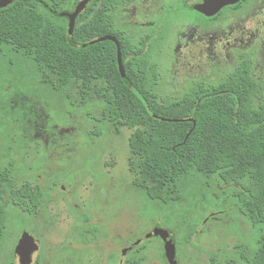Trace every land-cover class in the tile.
Listing matches in <instances>:
<instances>
[{"label": "flooded vegetation", "instance_id": "1", "mask_svg": "<svg viewBox=\"0 0 264 264\" xmlns=\"http://www.w3.org/2000/svg\"><path fill=\"white\" fill-rule=\"evenodd\" d=\"M81 1L0 0V10L39 13L61 23L67 37L77 30L79 32L77 49L82 58L94 69L110 71L94 80L97 85L116 82L128 85L132 83L131 78H128V75L132 74L131 71H141L152 77L154 72L157 100L178 99L198 85L210 86L218 83L233 70L243 67L247 69L254 86V100L264 98V0H239L235 4L222 7L214 15L208 14L211 0H89L84 9L75 16L70 28L69 15ZM181 11L188 20H183L179 24L174 23L170 27L173 19L180 20L178 13ZM164 32L173 35L174 40L171 43L161 44L160 39ZM120 68L124 71L123 76L120 74ZM162 69L170 70L169 75L173 83H163V76L159 73ZM41 82L48 84L46 81ZM167 84H171V92L163 93V85ZM186 85L191 86L185 88ZM77 94L84 101L85 96ZM94 95L101 117L94 122L92 128L101 126L103 132L94 129L92 137H102L103 140L112 135L111 132L117 134L119 128L128 127L110 122L104 113L102 96L96 92ZM40 123L42 130L38 132L47 133L43 128L48 123V116L45 115ZM70 130H73V127ZM49 132L52 138L54 129ZM53 143L46 139L45 149L35 152L32 159L34 172L37 173V170L41 169L46 175L48 169L44 170L41 163L44 158L45 166H48L50 164L48 162L52 161L48 158L55 157L46 154L49 144ZM63 146L68 150L66 144ZM100 149L98 142L95 150L89 153L90 157L93 155L95 157L93 161H89L88 167L96 164ZM56 163L59 164L54 162ZM111 164L112 162L107 161L104 163L108 166ZM90 175L97 177L101 174L91 172ZM47 176L50 181L48 172ZM44 177L46 179H43L45 183L43 187L39 183L32 187L33 189L40 187L43 191L39 206L33 207L34 210L30 214L35 219L37 212L43 207V197L50 195L45 194V187L53 189L59 186L56 181L49 182L47 177ZM131 184L136 188L133 179ZM223 184L225 188H220L222 196H232L238 202V195L235 192L238 189L242 190V185ZM64 190L65 187H61V192ZM64 199L70 203V199L67 197ZM108 205L111 209L112 205ZM71 207L79 211L78 207L74 205ZM87 212L89 211H86V214ZM236 212L234 220L237 225L232 227L238 232H225L228 225L216 223L209 225L210 227L199 225L190 232L181 248L175 238L176 264H247L251 258L255 262L259 224L252 225L245 218L239 202ZM226 213L224 210L211 211L209 218L219 222L220 217ZM240 216L243 217L245 224L249 225H242L239 221ZM66 224L70 225L67 229L69 242L63 245V264H170L165 256L162 239L153 235L157 227L162 228L159 225L117 226L114 223L90 220H77ZM213 226H216L218 231L211 233ZM153 240L158 242L154 243Z\"/></svg>", "mask_w": 264, "mask_h": 264}, {"label": "trees", "instance_id": "2", "mask_svg": "<svg viewBox=\"0 0 264 264\" xmlns=\"http://www.w3.org/2000/svg\"><path fill=\"white\" fill-rule=\"evenodd\" d=\"M78 37L77 30L67 37L61 23L39 13L0 10V55L4 49L21 53L56 91L76 89L85 97L99 93L110 122L135 127L127 166L145 198L168 204L180 199L184 182L216 178L242 185L244 190L235 192L241 213L252 225L264 224V98L254 100L247 69L237 68L210 86L198 85L182 98L159 101L154 72L152 77L133 70L128 85L95 84L110 71L89 66L77 49ZM4 160L9 159L0 160V237L6 198L30 215L43 195L40 187L17 184L13 160ZM89 218L82 214L79 220ZM257 239L255 262L250 257L247 264H264V230Z\"/></svg>", "mask_w": 264, "mask_h": 264}, {"label": "rangeland", "instance_id": "3", "mask_svg": "<svg viewBox=\"0 0 264 264\" xmlns=\"http://www.w3.org/2000/svg\"><path fill=\"white\" fill-rule=\"evenodd\" d=\"M178 14L180 20L173 19L170 27L188 20L183 11ZM160 40L161 44L171 43L174 37L164 32ZM169 71H159L163 83H173ZM41 81L38 66L21 53L4 49L0 55V160L3 157L13 160L12 169L19 174H16L17 184L28 182L34 187L39 183L43 187V179L44 176L48 179V172V181H56L59 186L58 189L45 187V194L50 195L43 197V207L37 212L36 219L33 215L19 212L8 198L4 200L5 225L0 237V264H18L14 248L23 233L40 242L38 252L33 255V263L63 264V245L69 242L67 229L70 225L66 223L79 220L86 211H89L90 222L114 223L117 226L159 225L175 235L179 248L199 225L210 227L218 223L228 225L225 232H238L232 227L237 225L234 218L238 202L232 196H222L220 188L225 187L221 180L190 179L179 188L178 201L168 204L149 201L131 184L133 176L127 166L129 152L126 143L134 127H121L117 134L111 132L112 135L103 140L102 137H92L94 129L103 132L101 126L92 128L101 117L94 93L90 92L82 101L76 89L56 91ZM170 85H163V93L171 92ZM45 115L48 123L43 130L47 133L40 134V121ZM52 129L54 135L51 138L49 130L52 132ZM46 139L54 142L49 144L46 154L57 158H48L52 160L48 166H45L43 158L41 167L48 169L45 175L41 169L34 172L32 159L36 151L45 149ZM98 142L101 146L98 161L88 167L89 161L95 157H90L89 153L95 150ZM65 144L68 150L63 146ZM9 160H4V163ZM105 161L112 164L104 165ZM91 172L101 175L91 177ZM63 186L65 190L61 192ZM66 197L70 203L65 201ZM108 204L112 205L111 209ZM73 205L78 207V212L71 207ZM223 210L227 213L220 217L219 222L209 218L211 211ZM239 221L242 225H249L241 216ZM263 230L264 224H259V232ZM216 231V226L210 230L211 233Z\"/></svg>", "mask_w": 264, "mask_h": 264}, {"label": "water", "instance_id": "4", "mask_svg": "<svg viewBox=\"0 0 264 264\" xmlns=\"http://www.w3.org/2000/svg\"><path fill=\"white\" fill-rule=\"evenodd\" d=\"M89 0H82L75 8L73 13L70 16V28L73 25V19L75 16L81 12L86 6ZM212 3L209 7V15L216 14L222 7L226 5H231L237 3L239 0H211ZM212 10V11H211ZM103 40V39H102ZM120 74L123 76L124 71L120 68ZM192 122L193 126L195 125L193 119H189ZM153 235L159 236L164 243V251L167 261L170 264H176L175 260V236L174 234L167 230L157 227L153 233ZM40 248V242L30 236L28 233H23L19 238L15 248H14V257L18 264H32L33 263V255L38 252Z\"/></svg>", "mask_w": 264, "mask_h": 264}]
</instances>
